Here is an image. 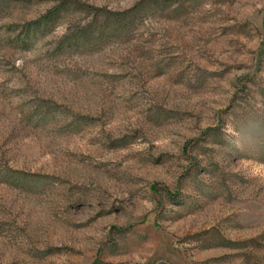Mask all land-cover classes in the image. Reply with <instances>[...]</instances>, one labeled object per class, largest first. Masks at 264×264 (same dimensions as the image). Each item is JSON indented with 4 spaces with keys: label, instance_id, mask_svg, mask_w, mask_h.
<instances>
[{
    "label": "rangeland",
    "instance_id": "rangeland-1",
    "mask_svg": "<svg viewBox=\"0 0 264 264\" xmlns=\"http://www.w3.org/2000/svg\"><path fill=\"white\" fill-rule=\"evenodd\" d=\"M0 264H264V0H0Z\"/></svg>",
    "mask_w": 264,
    "mask_h": 264
}]
</instances>
